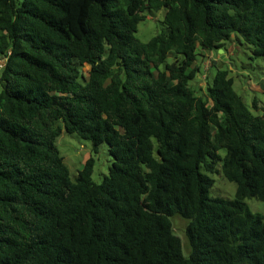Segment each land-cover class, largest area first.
Wrapping results in <instances>:
<instances>
[{
  "label": "trees",
  "instance_id": "1",
  "mask_svg": "<svg viewBox=\"0 0 264 264\" xmlns=\"http://www.w3.org/2000/svg\"><path fill=\"white\" fill-rule=\"evenodd\" d=\"M147 10L166 28L143 42ZM234 35L264 56V0H0V264H264L246 201H264V115L228 69L191 85ZM63 127L107 143L102 183L93 157L71 178ZM209 171L234 199L210 195Z\"/></svg>",
  "mask_w": 264,
  "mask_h": 264
},
{
  "label": "rangeland",
  "instance_id": "2",
  "mask_svg": "<svg viewBox=\"0 0 264 264\" xmlns=\"http://www.w3.org/2000/svg\"><path fill=\"white\" fill-rule=\"evenodd\" d=\"M164 13V10L145 11L146 17L139 23L137 32V36L143 42L149 41L163 28H166L163 23ZM220 49L199 56L196 63L200 65L201 70L196 78L191 81V85L197 90V94H204L207 82L214 78L216 70L218 68L228 69L230 70V76L234 78L235 90L243 97L248 107L255 114L264 115V56H256L253 46L247 44L244 40L240 42L236 35L227 42L223 52H220ZM174 58L175 53H170L169 60ZM90 69V65L86 64L84 66L85 72ZM254 100L258 102V108L254 107ZM59 124L63 126L62 121H59ZM56 143L73 180L77 179L79 171L84 168L91 157L95 160L92 173L93 180L102 183L105 176L109 175L113 156L108 150L107 143H102L98 150H95L90 140L82 138L77 133H69L64 127ZM220 153L225 155L226 150L221 149ZM208 174L215 180V184L210 190L212 197L235 198L236 182L228 180L222 173L217 171H209ZM246 201L253 212L264 215L263 200L248 197ZM171 219L175 233L181 238L184 254L189 256L191 246L186 234L188 220L181 215H175Z\"/></svg>",
  "mask_w": 264,
  "mask_h": 264
},
{
  "label": "built area",
  "instance_id": "3",
  "mask_svg": "<svg viewBox=\"0 0 264 264\" xmlns=\"http://www.w3.org/2000/svg\"><path fill=\"white\" fill-rule=\"evenodd\" d=\"M3 66H4V61L1 60V61H0V69H1Z\"/></svg>",
  "mask_w": 264,
  "mask_h": 264
},
{
  "label": "crops",
  "instance_id": "4",
  "mask_svg": "<svg viewBox=\"0 0 264 264\" xmlns=\"http://www.w3.org/2000/svg\"><path fill=\"white\" fill-rule=\"evenodd\" d=\"M223 51H224V49H223ZM223 51L220 50V52H223Z\"/></svg>",
  "mask_w": 264,
  "mask_h": 264
},
{
  "label": "water",
  "instance_id": "5",
  "mask_svg": "<svg viewBox=\"0 0 264 264\" xmlns=\"http://www.w3.org/2000/svg\"><path fill=\"white\" fill-rule=\"evenodd\" d=\"M220 50H221V51H223V49H222V48H221Z\"/></svg>",
  "mask_w": 264,
  "mask_h": 264
}]
</instances>
